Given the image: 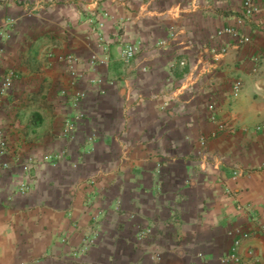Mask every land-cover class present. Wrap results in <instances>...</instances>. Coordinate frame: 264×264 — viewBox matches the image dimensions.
Here are the masks:
<instances>
[{
  "label": "crops",
  "instance_id": "0c3cea01",
  "mask_svg": "<svg viewBox=\"0 0 264 264\" xmlns=\"http://www.w3.org/2000/svg\"><path fill=\"white\" fill-rule=\"evenodd\" d=\"M240 12L241 0H0V76L16 72L0 97V264H153L155 253L159 264H221L236 226L255 234L241 247L257 255L248 264H264V58L250 70L264 33L239 47L213 36ZM93 14L104 18L103 44ZM222 43L221 60L195 70ZM122 44L137 46L128 61ZM93 52L104 62L90 70Z\"/></svg>",
  "mask_w": 264,
  "mask_h": 264
},
{
  "label": "built area",
  "instance_id": "2783aa9c",
  "mask_svg": "<svg viewBox=\"0 0 264 264\" xmlns=\"http://www.w3.org/2000/svg\"><path fill=\"white\" fill-rule=\"evenodd\" d=\"M261 1L264 0H241V12L240 15L234 16L233 24H228L225 26H222L221 28L217 29L213 36L214 37H221V36H228L232 43L239 47L242 45H245L249 43L254 36H256L258 33H264V19L258 20V17L261 13ZM30 14V12H28ZM93 26L91 27V33L95 35V39L97 41V44H103L104 37L102 33V29L104 26V18L98 14H93ZM258 20V21H256ZM9 23H13V19L9 20ZM255 21L256 27L250 29V31L246 32L244 30V26H246L248 23H251ZM247 27V26H246ZM171 36V34H169ZM106 49V48H105ZM104 49V50H105ZM229 45L228 44H218L213 45L209 48L208 54H206L204 57H206L208 60V63H205L206 65H202L201 67H196V69H199L200 74H204L207 71L208 65L211 63H216L221 60V58L228 52ZM137 51V46L134 44H122L119 48V54L120 57L128 61L131 58L134 57L135 53ZM264 58V47L259 48L252 56H251V62L253 63V66H251V72H256L257 67L260 63V61ZM58 60H61L64 63L65 70L69 73L70 77L73 80H78L81 78V73L76 69V64L78 63L77 58L73 54H65L63 56H58ZM104 62L101 57L96 52L91 53L88 59V65L90 70H95L97 67V64ZM202 62V61H201ZM181 65L185 64V60H181ZM142 70H145L143 68ZM249 70V71H250ZM16 77V72L12 69L6 70L3 74L0 76V97H3L6 92L13 86L14 80ZM103 80V77L100 76L98 78H94L90 80V83L100 84ZM243 87V80L240 76H236L233 78L230 82V97L232 99H236L239 97L241 90ZM103 90V89H102ZM100 90V92H102ZM85 96V91H77L74 93L70 101L73 103V105H77L80 99H83ZM214 103L211 102L208 105V110L210 112L209 120L216 123L218 128H223V122L219 120L215 114L214 111ZM64 128L63 131L65 135L69 136V134L73 130V123L71 119H66L64 121ZM261 126H257V129H260ZM207 143V137L203 134L199 135L196 144H197V150L196 155L199 158L204 157V152L206 148ZM8 153V143H7V137L5 135L3 126L0 124V156H3ZM17 160V159H16ZM32 160H28L24 163H20V168L23 172H28L32 168ZM8 167V163L6 161L0 163V170L6 169ZM253 168H246L243 169L241 172L238 170H235L233 175L231 176V179L235 180L240 175L246 174L247 176L251 174ZM258 169H264V158L260 162ZM26 183H22V186L17 189V191H23ZM229 188L226 187L225 192L229 193ZM260 231L264 232V225L258 226ZM148 232V231H147ZM228 234L231 237V243L227 250L223 252V254L219 258V262L221 264H248V263H254L258 260L257 255L255 254L254 250L248 248L246 251V254L243 255L241 253V247L243 243L252 237L254 234L252 228L250 226H236L235 228L231 229ZM153 264H159V255L158 253H155Z\"/></svg>",
  "mask_w": 264,
  "mask_h": 264
}]
</instances>
